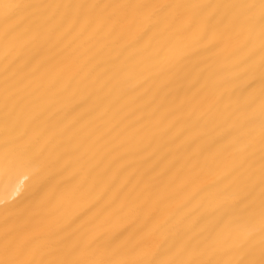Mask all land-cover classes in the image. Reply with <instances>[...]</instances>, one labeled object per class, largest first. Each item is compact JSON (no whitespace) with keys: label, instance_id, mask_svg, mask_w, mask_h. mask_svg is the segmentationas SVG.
I'll list each match as a JSON object with an SVG mask.
<instances>
[{"label":"bare ground","instance_id":"6f19581e","mask_svg":"<svg viewBox=\"0 0 264 264\" xmlns=\"http://www.w3.org/2000/svg\"><path fill=\"white\" fill-rule=\"evenodd\" d=\"M0 264H264V0H0Z\"/></svg>","mask_w":264,"mask_h":264}]
</instances>
